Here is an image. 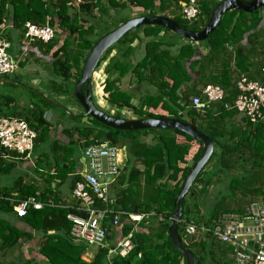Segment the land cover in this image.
<instances>
[{
	"label": "trees",
	"instance_id": "obj_1",
	"mask_svg": "<svg viewBox=\"0 0 264 264\" xmlns=\"http://www.w3.org/2000/svg\"><path fill=\"white\" fill-rule=\"evenodd\" d=\"M179 1L187 0H81L77 7L78 12H75V8L71 5L72 0H0V34L8 39L10 28L5 29V26L10 23L13 29L20 31L21 36L25 22L54 27L55 36L48 42L33 40L28 44L48 57L46 63L50 64L55 76L64 83L63 88L60 85H53L55 91L61 92L64 96H72L76 101L70 89L81 74L88 50L101 37L97 36L96 24L84 25V22L95 18L94 10H98L100 17L110 15V11L115 8L121 10L140 8V14L149 15L166 16L170 13V16H167L180 27L199 31L205 26L213 8L221 0H197L200 12L192 21L183 18ZM263 13L264 7L252 12L237 9L225 12L218 26L208 34L205 40L198 42L208 47V53L194 60L191 59L196 51V42L184 39L177 34L176 36L183 40L177 53L172 54L168 48L162 47L163 44L175 45L171 41L164 42L160 36L161 31L170 32L168 28L159 25H142L126 32L116 42L117 44H113L104 52L96 66L98 68L107 61L104 67L107 78L103 83V91L109 94L108 102L116 109L132 107L129 90H123L115 85L121 77L129 73L128 86L136 80L135 83L145 82L157 90V94L144 96L139 109L132 107L133 113L138 115L137 118H172L174 114L170 108L171 105L183 108L179 104L181 97L177 90L191 78L185 68V63L191 60L189 68L192 70L196 65L201 67L207 63L211 66L221 59L223 71L218 74L216 82L224 91L219 108L226 109L224 105H232L237 95V89L231 85L230 80V75L233 74V70L230 69L232 64L238 72L248 77L252 75L253 69L257 74L261 69L260 65L264 64L262 56L264 51ZM114 16L118 15H110L109 20H116L118 24L127 19ZM62 32L65 34L59 39L57 36ZM139 32H142L143 38L146 39L144 55L133 63L130 58L133 52L131 44L135 40H140ZM73 38L77 40V44L74 49H70V39ZM244 38H246V43L243 42ZM227 45L234 46L233 55L227 52ZM115 47L119 49L109 57ZM72 68L75 69L76 74L71 72ZM75 75L76 77L71 82ZM210 77L213 79V75ZM217 83L214 84L217 85ZM192 94L200 93L193 92ZM188 95L184 97L182 94V99L183 105L189 106L187 112L191 115L190 124L218 144L220 154L214 169L204 172V166L188 193L182 198V208L186 206L189 208L187 216L180 217L177 227L182 239L181 232L186 222L209 225L221 214L243 213L246 197L250 195V199H253L259 196L255 195L260 192L257 185L264 184V126H259L257 123L253 129L250 126L248 130H243L238 134L239 138L236 139L235 146L220 145L217 138L219 134L216 130L222 123L210 114L214 104L204 111L197 110L192 107ZM8 100L4 98L5 103H0V116H16L24 119L36 131V141L48 134L50 126L43 117L42 109L31 110L32 112L7 113L2 108L8 104ZM45 103L51 104V102ZM159 105L168 114H157L147 110L149 107L157 108ZM82 112H84L83 109ZM114 116L120 117L119 114ZM74 117L81 118L82 116ZM89 118L88 124H76L69 131L72 137L77 136L83 139L82 148L95 142L109 141L119 148L124 147L127 151V163L130 166L116 180L118 186L112 206L114 209H121L132 214H146V217L141 219L135 228H132L130 221L123 218L120 220V232L123 235L131 232L134 247L126 257L112 256L111 263L106 258L108 248H97L93 258L86 261L82 256L88 246L72 241L71 224L66 219L68 212L76 213V210L50 204L47 191L37 193L31 184L28 185V181L19 178L14 180L12 187L11 185H0V253L15 246L20 239L32 238L31 232H25L24 228H19L10 222L9 215L14 211L16 202L12 205L10 200L1 199L2 196L20 200L33 196L44 203L43 207L28 208L24 217L19 218L15 215V218H19L30 229L42 235L43 241L39 253L45 258L46 264H185L181 253L171 244L167 228L175 207L173 201L192 165H188V158H185L190 148L189 142L197 141L178 130L160 128L135 131L116 130L99 123L90 116ZM174 118L180 119L178 115ZM196 119L201 120L200 124H196ZM247 122L253 124L248 120ZM208 124L210 130L203 128V125ZM177 136H184L187 142H177ZM229 137L232 139L233 135ZM70 143L73 144V140H70ZM201 151L202 146L193 157V162L198 159ZM70 155L73 156L72 153ZM214 155L213 152L210 158ZM9 157L22 159L14 152L3 151L0 154V174H8L17 167L16 159L9 160ZM74 162L76 161L72 159L69 170ZM66 172L68 168L53 178L62 179ZM220 178L227 182L226 198H216L215 206L208 216L199 218L197 213L200 211L201 203L204 202L203 196L198 200L199 192L203 195L207 186ZM13 191L17 193L14 196ZM51 201L55 202L56 199H51ZM77 214L83 216L80 211ZM111 217V214L108 215L103 223L107 231L108 246L114 245L113 238L116 237L115 229L109 224ZM153 221H156V224H153ZM209 239L210 236L199 239L198 237L191 238L189 242L183 244L194 252L196 264H227L229 262L226 260L227 247ZM22 264H29V261Z\"/></svg>",
	"mask_w": 264,
	"mask_h": 264
},
{
	"label": "crops",
	"instance_id": "obj_2",
	"mask_svg": "<svg viewBox=\"0 0 264 264\" xmlns=\"http://www.w3.org/2000/svg\"><path fill=\"white\" fill-rule=\"evenodd\" d=\"M73 1L76 2V0H72V2ZM72 2H71V5L73 7H75V5ZM182 2L183 1H179L180 4ZM132 9L134 10L135 8H132ZM75 12H78L77 9H75ZM111 15L113 16V14H111ZM115 15H118V13H116ZM167 15L170 16V13H168ZM105 27H106V25H102L99 28H105ZM7 28H10L9 33H8L9 37H8V39L6 38L10 42V49H9L10 53H11V49H12V40H13V38H16V36H14V35L20 36L19 46H18V50H17L18 53L16 54V56L11 55L17 61V68L14 71V73H12L10 75L0 76V87L3 85H6V84L14 85V86L20 85V86L26 87L27 89L30 90V87H28V85H25L21 80H19V76H18V74H16L18 72H16V71L18 69H20V67H22V65L25 63L26 58H28V51L31 54H33L34 57H36L38 59H42V61H44V62H46L47 60L38 55V54H40V55H42V54L40 53V51L37 48L31 47V45L24 44L21 42L20 31H16L15 29H13L11 23L8 24L7 26H5V29H7ZM97 32H98V30H97ZM62 33L65 34L64 32H62ZM172 33L171 32L165 33L164 31H161L160 36L164 39V42L171 41L175 44L173 46H167L166 44H163V46H162L163 48H168L172 54H175V53H177L179 45L183 42V40L180 39L179 37H177L176 35L172 34ZM138 35L141 37L140 40H135L131 44V47L133 48V52H132V55L130 56V58H131L133 63L135 61L139 60L140 58H142L144 55V42L146 39L143 38L142 32H139ZM243 42L246 43V38H244ZM195 45H196V51H195L194 56L192 57L191 60L205 56L208 53V47L204 43L196 42ZM118 49H119V47L116 49L114 48L112 50L111 54L109 55V57L113 56L117 52ZM226 49H227V52H230L233 55L234 46L227 45ZM262 56L264 58V51L262 52ZM191 60H188L185 63V68H186L188 74H190L191 78L188 82L183 83L179 87V89L177 90V93L181 97V99L179 100V104L181 106H183V108L180 109V108H177V107L172 106V105H171L172 108L170 107L173 114H174V115H172V117H174L175 115H178L181 120H184V121L189 122V123L191 120V115H190V113L187 112L189 109V106H186L185 104L183 105L182 94L184 95V97L186 94L187 95L189 94L188 98H191L193 95L192 94L193 92L201 93L202 89L206 85L212 84V83L213 84L217 83L216 81H217L218 74H220V72L223 71L222 70L223 61L221 59H220V61H217L216 63L211 64V66H210V64H207V63L203 64L201 67L196 65L192 70L189 68ZM35 63H37V62L34 61L33 65L30 67V69L32 71L34 69H36V67L39 65V64H35ZM103 63H104V66L101 65L94 70L93 75H92V82H91L93 84V87H94V91H92V94L94 95V92H95V95L98 98L97 100H98L99 104H103L102 95H105L106 98L109 97L108 93H105L104 91L101 90V85H100L102 82L104 83L105 79L107 78V75L104 72L105 62H103ZM260 67H261V69H260V71L258 70L257 74L255 72V69H253L252 73H251L252 75L248 77L246 74H242L241 72H238L236 67L234 66V64H232V68H230L233 70V74L230 75L231 76V79H230L231 85L235 86L234 78L236 75H244L247 78L253 79V80L264 79V72L262 71V69H264V64L260 65ZM37 68H39V67H37ZM45 68H47V67H45ZM41 69H43V67ZM49 69L54 74L55 80H52L51 83H53V84L49 85V89L51 91V93H49V94L51 95V97L49 95H44L45 92L41 91L42 92L41 93L39 91L40 95L42 96V99H44L45 102L55 101L53 99V97H55V96L62 97L63 99L65 98L64 100L72 99L69 96H64L61 92L55 91V89L52 86L55 85L58 77L55 76V73H54L52 68H49ZM210 75H213V79L210 77ZM129 77H130V75H129V73H127L126 75L121 77L119 79V82L115 83V85H118L123 90H129L131 102H132V107L139 109L140 102L144 98V96L151 95V94H157V90L154 87L149 86L145 82H138V83L136 82L135 83L136 80H134L133 84L128 86ZM111 78H112V76H111ZM73 79L74 78H72L71 82H73ZM103 83H102V86H103ZM217 85H218V83H217ZM110 91H112V90H110ZM13 96L2 93L0 90V103H2V104L5 103L4 98L9 99L8 104L6 106H3V108H2L3 110H5V112L12 114L13 112L22 113V112L33 110V107H31L30 105H28L26 107V105L24 103H21L20 101H18L20 103V106H18L16 104V101H15L18 99L15 96L14 97ZM46 98H49V99L46 100ZM39 99H41V98H39ZM106 100H108V99H105V102H107ZM69 102L71 103V107H72V111H73L72 113H74V116H76V117L80 116L83 113L81 107L79 105L78 106L75 105V102L72 100H70ZM220 102L221 101L213 103L214 106H213L212 111L210 112L212 117L218 118L222 123L221 126L218 127L216 130L217 134H219L217 136L218 142L220 143V145L223 144L224 146H235L237 143L235 141H236V139L239 138L238 134H240L243 130H245V131L248 130V127H250V126L253 129L257 123L249 124L247 122L246 118L241 113H239L237 110L234 109L233 103H232V105L225 104L224 106L226 107V109H220L219 108L221 105ZM22 104H24V105H22ZM55 106H57V105H55ZM59 107L63 108L62 106H59ZM132 107L131 108L123 107L121 109L115 108V110H116V112H118V114L120 116L119 118L136 119L134 117V116H136V114L133 113ZM147 110L154 111L155 113H158V114H168L165 110L162 111V108L160 107V105L157 108L149 107V109H147ZM122 112L126 113L127 118L121 115ZM132 114H133L132 117H128ZM111 115L114 116V114H111ZM74 116H71V117L75 118ZM43 117H44V115H43ZM44 119L46 120V122L50 126L49 132L45 136V137H47V140L49 141L47 150H46V147H42L41 149L38 147L40 144L39 142L42 138L38 139L37 141L35 140L36 142L34 143V148L32 150V153H31L29 159H24V158L19 159V158L14 157L16 159L15 160L13 157H9V160L17 161V164H16L17 167L15 169H13L11 172H15L18 170V176L16 179L23 178L24 181H28V185L31 184L34 187V189L37 191V193L42 192V191H47L48 193H46V194H47V196H49L48 201L50 204H52V205L57 204L58 206H62L64 208L73 209V208L80 205L79 200L75 199L72 195V189H73L74 183L86 171V158L83 154V150H82V153L80 151V149L82 148L81 143L83 142V139L78 138L77 136L72 137L69 134L71 127L76 125L73 122L67 123L65 126H64V124L59 125L58 129L56 130V129H54L51 122H49L46 118H44ZM195 122H196V124H200L201 120L196 119ZM258 124H259V126H264V120L258 122ZM203 128L210 130V125L209 124L205 125V126L203 125ZM216 132H215V134H216ZM205 135H207V134H205ZM230 135H233V137H232L233 140L229 137ZM176 139H177L176 141L180 142V143L187 142V140L184 136H177ZM70 140H73V144L70 143ZM212 142H213V140H212ZM189 144H190V148L188 150V154L185 156V158H188L187 159L188 165L194 163L193 157L198 152L199 148L202 146V144L198 143V141L197 142H189ZM67 148H69V150H67ZM74 148H76V150ZM50 150L52 152L51 155L50 154L47 155V152ZM124 151L126 154L127 151L124 147L118 149V160H119L118 162H119V166L121 168L122 173H124V169H125L124 158H123ZM213 152L215 153V155L213 156V158L211 157L212 159L209 158L208 162L206 163V165L204 167V170H203L204 172L211 171L216 166L217 157L220 154V148H219L218 144H215L214 142H213ZM71 153L73 156L70 155ZM74 155H76V156L74 157ZM5 156L8 157V155H5ZM72 159L75 160L76 162L72 163L74 165H72L70 170H69ZM250 160L251 159H249V161ZM66 168H68V172L65 173V176L62 179H60V178L54 179L53 178V176H58ZM26 169L28 170V175H26L27 174ZM11 172H9L8 174H10ZM3 175H6V174H0V177ZM13 182L11 183V187L13 185ZM226 183H227L226 180L222 179V178H220L218 181L215 180L214 183H211L207 186L205 194L214 196L216 198H220V197L226 198V196L228 194ZM0 185L4 186V185H9V184H3L2 182H0ZM117 186H118L117 183H114L113 185H110V187H109L110 195L113 197L116 194ZM257 188H260V192H258L259 194H255V195H259V196H256L253 199L264 196V184L263 185H257ZM12 194L14 196L17 193H16V191H13ZM199 196H203L202 193L199 192ZM248 196H249V198H248ZM248 196L244 200L245 203L243 204V206H245L249 200H252V199H250V195H248ZM51 199H53V200L56 199V201L52 202ZM42 205H44V203H42ZM210 205L211 206L206 211L204 209H202V207L200 206L201 208H200V211L197 213V215L198 216L202 215L201 216L202 218L207 217L208 213H210V211H212L213 207L215 206V200H213ZM115 210H118V209H115ZM15 215H16L15 211L10 213V215H9L10 222L12 224H14L15 226H18L19 228H24L25 232H31L32 238L23 239V240L20 239L15 246L11 247L10 249L4 250L1 253L3 255L1 264H22L23 262L28 263V261H29V264H46L45 258L39 253V248H40V245L43 241L42 235L37 234L35 231H33V229H30L28 227V225L23 223L22 221H20L19 218H15ZM123 219H125L126 221H130L132 226H133L132 228H135L137 226L136 223H134L129 217H125ZM115 231H116V238H115V240H113L114 244L116 243L115 241H117L121 237V235H123L120 232L121 231L120 226H118L115 229ZM50 232H52V231H50ZM91 247L92 246H88L86 252L82 256V258L85 259L86 261H90L93 258V255L97 249L96 247L93 246L95 249L92 251V250H90ZM230 249L231 248L227 247V250H226V255H227L226 260L227 261L229 260V254L231 252ZM8 256H10L11 258Z\"/></svg>",
	"mask_w": 264,
	"mask_h": 264
},
{
	"label": "built area",
	"instance_id": "obj_3",
	"mask_svg": "<svg viewBox=\"0 0 264 264\" xmlns=\"http://www.w3.org/2000/svg\"><path fill=\"white\" fill-rule=\"evenodd\" d=\"M79 2V0H78ZM182 16L187 21L195 20L200 12L197 0L182 2ZM55 36L54 27L25 22L21 42L28 44L33 40L48 42ZM10 42L0 34V76L10 75L17 68V61L11 56ZM264 72V69H262ZM234 84L237 95L233 107L249 122L255 124L264 120V79H249L236 75ZM224 91L219 85L208 84L200 94L190 98L193 108L204 111L213 103L222 101ZM37 137L36 131L28 123L16 116H0V154L11 151L24 159H29ZM118 147L109 141H100L83 148L86 158V171L75 181L72 195L79 200L76 213L68 212L70 235L75 243H84L96 248H108L107 261L118 255L126 257L134 244L131 232L108 246L106 228L103 226L108 215H112L109 224L113 229L120 226L121 218L129 217L138 223L146 214H132L112 206L114 197L109 187L116 183L122 171L118 160ZM8 199L14 205L17 217L26 215L28 208L40 209L42 203L35 197ZM83 213V216L77 212ZM182 242L191 238L210 236L209 240L231 248L227 264H264V196L249 200L243 213L221 214L209 225L186 222L182 228ZM116 238V237H115ZM113 240H115L113 238ZM114 243V242H113Z\"/></svg>",
	"mask_w": 264,
	"mask_h": 264
},
{
	"label": "water",
	"instance_id": "obj_4",
	"mask_svg": "<svg viewBox=\"0 0 264 264\" xmlns=\"http://www.w3.org/2000/svg\"><path fill=\"white\" fill-rule=\"evenodd\" d=\"M262 7H264V0H251L249 2H243L241 0H221L213 8L205 26L199 31L182 28L174 20L161 14H140L124 19L120 24L112 28L109 32L102 35L95 41L92 47L88 50L82 65L81 74L74 83L73 96L84 111L80 115L82 117L89 115L99 123L116 130L135 131L150 128L178 130L189 135L192 139L202 144L201 154L191 165V168L185 176L183 183L180 186L179 192L173 201L175 207L167 228V233L171 244L174 248H176L177 251L181 253L185 264H196V256L191 249L184 246L177 231L180 217L185 218L189 211L187 206L182 208V198L188 193V190L195 181V178L208 162L213 152V142L209 136L203 134L189 122L174 117L125 119L105 113L96 107L93 102L91 83L92 75L104 52L110 46L115 44L126 32L136 27L142 25H159L168 28L184 39L199 42L205 40L208 34L218 26L221 17L225 12L231 9L252 12Z\"/></svg>",
	"mask_w": 264,
	"mask_h": 264
},
{
	"label": "rangeland",
	"instance_id": "obj_5",
	"mask_svg": "<svg viewBox=\"0 0 264 264\" xmlns=\"http://www.w3.org/2000/svg\"><path fill=\"white\" fill-rule=\"evenodd\" d=\"M183 2H186V1H183ZM72 3L75 5L74 8L77 9L78 5L81 3V0H79V2H78V0H76V2L73 1ZM140 12H141L140 8H135L134 10L132 8H126L124 10H121L119 8H115V9H112L110 11V15L111 14L115 15L116 13H118L119 17L130 18L133 16L140 15L139 14ZM181 13H182V4H181ZM110 15H102L100 17L98 15V10H94L95 18L89 19L88 21L84 22V25L87 26L88 23L96 24V30H98L97 36H102V35L106 34L107 32H109L112 28L115 27V25L118 24V22L116 20H113V19L109 20ZM114 17H117V16H114ZM102 25H106V27L105 28H99ZM170 32L172 33V31H170ZM172 34H174V32ZM174 35H176V34H174ZM14 36H16V38H13V40H12V49H11V53H10L12 56H16V54L18 53L17 50H18L19 39H20V36H17V35H14ZM62 36H63V33H60V35L57 37L59 39H61ZM70 42H71L70 49L71 48L74 49L76 47L77 40H75V38H73V39H70ZM116 48L117 47H115V49ZM38 55L42 58H45V59L48 58L47 56H44V55H40V54H38ZM34 61L37 62L35 64H39L37 67H39L40 69L36 67V69H34L32 71L30 69V67L33 65ZM106 64H107V62L105 61V65ZM102 65L104 66V63H102ZM42 67L44 70L41 69ZM45 67H47V68H45ZM49 68H51L50 64L42 61V59H38V58L34 57V55L28 51V58H26L25 63L22 65V67H20V69H18L16 71V72H18L16 74H18L19 80H21L25 85H28V87H30V90L27 89L26 87H23L20 85L14 86V85H9V84L1 86L0 90L2 93L8 94L10 96L14 95L18 99V100H15L16 104L18 106H20V103L18 102V101H20L21 103H24L26 105V107L28 105L33 107V110H35V111L42 109L44 118H46L49 122H51L54 129H56V130L58 129L59 125L64 124V126H65L67 123H70V122H73L74 124H88V122H90L89 116L81 117V118L71 117V116H74V113H72L73 111H72L71 103L69 101L72 100L75 102V105H77V106L79 105L78 102H76L77 100L75 101L72 96H69L70 98H72L70 100L69 99L64 100L65 98L63 99L62 97L55 96L56 98L53 97V99L55 101H50L51 104L45 103V100L42 99V96L40 95L41 91L45 92L44 95H49L51 97V95L49 94V93H51V91L49 89V85L53 84V83H51L52 80H55L54 74L51 72V70ZM71 72L73 74H76L75 73L76 71L74 68L71 69ZM75 77H76V75L73 78H75ZM102 83L100 85H101V90L103 91ZM56 84L58 86L59 85L62 86V88L64 87V83L61 80H59L58 78L56 80L55 85ZM73 87H74V85L70 89L72 94H73ZM92 91H94L93 84H92ZM102 97H103V104H99L98 100H97L98 98L95 95V92H94V95L92 94V98H93V102H94L95 106L98 107L99 109H101L102 111H104L105 113L109 114V115L118 114V112H116L115 108L110 105L108 100H106L107 102H105V99H109V97L106 98L105 95H102ZM39 98H41V99H39ZM47 99H49V98H46V100ZM24 104H22V105H24ZM55 105H57V106H55ZM59 106H62L64 109L60 108ZM162 111H164V110H162ZM121 115L127 118L126 113L122 112ZM132 116H133V114L128 116V117H132ZM134 117L137 118L138 115H136ZM48 142L49 141L47 140V137H44L40 140V142H39L40 144L38 147L40 149L42 147H46V150H47ZM74 149L76 150V148H74ZM82 150H83V148L80 149L81 153H82ZM51 153L52 152L50 150L47 152V155H49V154L51 155ZM123 158H124V164H125L124 171H126L130 165L127 163V153L125 154V151H124ZM26 172H27L26 175H28L27 169H26ZM17 176H18V170L15 172H11L10 174H6V175L1 176L0 182H2L3 184L11 185V183L17 178ZM200 198H201V196H199L198 200ZM203 200H204V202L201 203L202 204L201 207H202V209H204L206 211L207 209H209L211 202L213 200H216V197L211 196V195H207L204 193L203 194ZM201 216H198V217H201ZM153 224H156V221H153ZM94 249L95 248L92 246L90 250L93 251ZM2 256L3 255L0 253V264L2 262ZM8 257H10V256H8Z\"/></svg>",
	"mask_w": 264,
	"mask_h": 264
}]
</instances>
